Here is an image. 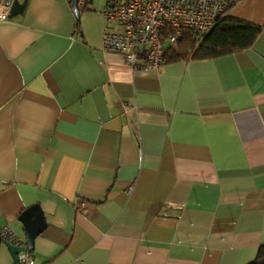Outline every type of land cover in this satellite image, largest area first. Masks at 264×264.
Masks as SVG:
<instances>
[{"label":"crops","instance_id":"crops-1","mask_svg":"<svg viewBox=\"0 0 264 264\" xmlns=\"http://www.w3.org/2000/svg\"><path fill=\"white\" fill-rule=\"evenodd\" d=\"M102 4L0 20V228L26 244L37 204L36 264H247L264 245V0L230 10L263 27L249 48L157 69L102 49ZM0 264H19L3 243Z\"/></svg>","mask_w":264,"mask_h":264},{"label":"built area","instance_id":"built-area-1","mask_svg":"<svg viewBox=\"0 0 264 264\" xmlns=\"http://www.w3.org/2000/svg\"><path fill=\"white\" fill-rule=\"evenodd\" d=\"M240 0H103L100 13L106 27L101 45L119 54L131 69H157L165 64L164 46L174 47L184 29L198 34L209 31L218 17ZM91 0L77 5L90 9ZM9 6L0 1V20L8 17ZM164 30H168L164 36ZM84 202L79 201L80 209ZM0 238L14 246H26L9 226L0 228ZM19 264H36L25 248L17 254ZM49 264V263H43Z\"/></svg>","mask_w":264,"mask_h":264},{"label":"trees","instance_id":"trees-1","mask_svg":"<svg viewBox=\"0 0 264 264\" xmlns=\"http://www.w3.org/2000/svg\"><path fill=\"white\" fill-rule=\"evenodd\" d=\"M262 30L261 25L231 16L229 11L218 17L207 32L198 34L193 29H184L174 47L164 46L165 63L216 58L247 49ZM167 32L164 30V36ZM247 264H264V245L259 246L255 258Z\"/></svg>","mask_w":264,"mask_h":264},{"label":"water","instance_id":"water-1","mask_svg":"<svg viewBox=\"0 0 264 264\" xmlns=\"http://www.w3.org/2000/svg\"><path fill=\"white\" fill-rule=\"evenodd\" d=\"M27 0H3L9 6L8 17L15 16L22 13ZM78 0H71V7L75 15H78ZM19 220L23 223V230L26 239V246H14L0 238V243H3L11 254L13 260L18 263L17 254L25 248L31 250L35 236L42 231L45 226V221L41 210L37 204H34L19 215Z\"/></svg>","mask_w":264,"mask_h":264}]
</instances>
